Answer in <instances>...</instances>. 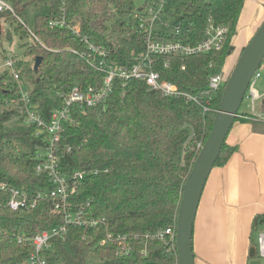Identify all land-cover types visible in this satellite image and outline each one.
<instances>
[{"label":"trees","instance_id":"obj_1","mask_svg":"<svg viewBox=\"0 0 264 264\" xmlns=\"http://www.w3.org/2000/svg\"><path fill=\"white\" fill-rule=\"evenodd\" d=\"M5 1L18 16L30 4L28 0ZM244 3L170 0L166 8V14L185 22L191 31L186 41L192 44L203 39L210 17L229 28L223 51L187 59L162 58L155 67L163 80L198 94L200 103L166 98L145 82L133 80L126 86L117 81L106 104L71 108L72 120L58 143L61 170L98 172L83 180L73 203L84 208L87 217L105 219L106 223L94 229L70 228L65 240L54 239L42 254L47 264H90L95 258H101L103 264H176L174 253L161 240L136 244L137 253L128 260L116 257L113 249L101 248L99 243L108 227L117 233L143 235L176 225L184 184L201 151L199 144L204 146L212 131L224 93V89L205 93L208 80L222 71L230 56ZM142 6L138 8L136 0H48L46 13L35 17V36L15 15L0 12V22L13 17L11 26L17 33L22 31L21 39L32 38L31 43H24V57L32 62L37 57L43 59L37 70L30 60L17 61L19 81L10 70L0 74V107H6L0 116V179L32 199L53 187L46 175L36 172L37 156L48 145V137L25 123L23 86L30 93L33 108L48 121L56 109L64 107L66 95L75 86L99 87L103 82L104 74L87 64L88 48L79 37L68 30L53 29L50 23L65 17L69 25L81 29L83 37L105 49L110 62L132 66L145 52L146 35L137 19ZM13 120L15 127L5 130V124ZM249 124L253 132L264 131V124ZM238 152V145L226 141L214 168L225 167ZM9 199V193L0 192V264H27L33 253L30 239L62 220L51 199L19 211L8 207ZM19 236H24V241L19 242ZM143 248L148 257L140 255Z\"/></svg>","mask_w":264,"mask_h":264},{"label":"built area","instance_id":"obj_2","mask_svg":"<svg viewBox=\"0 0 264 264\" xmlns=\"http://www.w3.org/2000/svg\"><path fill=\"white\" fill-rule=\"evenodd\" d=\"M169 2L170 0H142L143 6L137 13V19L140 30L146 35L145 52L138 56L137 61L132 66H123L113 61L110 62L109 53L105 49L94 45L88 38L83 37L81 29L69 25L65 17L50 23V27L53 29L68 30L79 37L80 41L87 46L89 52L87 58L85 54H82V57L86 58L90 67L104 74V78L99 87L75 86L66 95L64 107L56 109L48 121H45L33 108L30 93L22 88V97L26 109L25 123L36 126L37 134H47L48 137V145L44 150H40L37 156L36 172L38 175H46L53 187L51 190H44L38 193L32 199L25 191L13 187L8 182L0 179V192L10 194L8 207L13 211L31 210L36 207L39 201L51 199L53 200V210L59 213L62 220L60 224L30 239L33 253L26 262L27 264H47V261L42 257L43 252L51 247L54 239L65 240L70 228L94 229L106 223L105 219L87 217L84 208H76L73 203V199L78 193L83 180L88 175H97L98 172L84 170L63 173L61 170L58 143L62 139L66 124L72 120L71 108L73 106L91 108L106 104L114 91V84L117 81L126 86L133 80L145 82L152 91H156L166 98L184 99L188 102L200 103L198 94L187 93L177 84L163 80L161 73L155 67L162 58L177 57L187 59L223 51L228 41L229 28L225 25L217 24L214 18L210 17L204 29L203 39L195 44L187 42L186 39H189L191 31L186 29L185 22L166 14ZM0 12H9L15 15L19 22L26 27V24L20 16L16 15L15 9L9 2L0 0ZM166 18L174 20V23L169 26L172 27L170 32L164 29L167 26ZM29 32L35 36L32 30H29ZM73 52L78 54L77 51ZM5 65L13 77L19 81L20 75L17 71V61L6 60ZM168 67L169 63L165 62V68ZM263 68L264 65L262 63L252 77L245 95L244 102L246 101L248 106H250L251 113L239 112L238 114V117L251 119L261 124H264V112L256 111V101L264 99V95H260L256 86L261 78V70ZM185 69V66L182 67V70ZM229 77L224 71L211 75L205 93L210 94L221 89L225 90ZM204 110L208 111V108L204 107ZM199 148L202 149L203 146L199 144ZM43 151L45 152L43 153ZM68 152H71L70 148H68ZM261 222L259 221L258 225ZM18 240L19 242L24 241V236H19ZM154 240L165 242L168 251L174 253L176 264H179L177 223L174 227L163 232L143 235L117 233L108 227L104 238L99 243V247L111 248L115 251L116 257L128 260L132 259L137 253L136 244L142 241L147 243ZM256 248L257 256L264 258V232L260 233ZM140 255L148 257V250L143 248L140 251Z\"/></svg>","mask_w":264,"mask_h":264},{"label":"rangeland","instance_id":"obj_3","mask_svg":"<svg viewBox=\"0 0 264 264\" xmlns=\"http://www.w3.org/2000/svg\"><path fill=\"white\" fill-rule=\"evenodd\" d=\"M28 4L20 13V18L26 24L28 30H32L35 26V17L38 14L46 13L48 0H28ZM32 2V3H31ZM142 5L141 0H136V6L140 8ZM13 17L2 20L0 22V74H4L8 68L6 67L7 60L26 61L30 60L27 56L24 57L27 48L24 43H31L32 38L26 37L21 39L22 31L16 32V28H12L11 19ZM17 18V17H16ZM174 23L172 18H166L167 26L164 27L165 31L170 32L171 26ZM11 38V39H10ZM35 62H32V66ZM264 65V62H263ZM230 56L224 62L222 71L229 74L232 73L235 66L231 67ZM229 68V69H228ZM23 83V82H22ZM28 85L31 87L32 80H27ZM23 90L26 91L24 86ZM257 90L260 95H264V68L261 70V78L259 79ZM263 99L256 101V111L264 112ZM8 107V106H7ZM13 106H11L12 108ZM6 107H0V116ZM241 113H251V108L245 101L240 110ZM243 122V123H241ZM251 119L237 117L235 125L229 134V144L239 146V150L243 153H253L256 157L252 163V173L239 176H229V264H264L262 257H247L248 248L244 246V242L249 241L255 246H258V238L260 233L264 232V131L253 132L252 125L254 123ZM257 123V122H255ZM15 120L5 124V130H11L15 127ZM233 141V142H232ZM250 150V151H249ZM45 151H43L44 153ZM244 154V153H243ZM235 154L230 161L231 172H239L241 164H237ZM234 159V160H233ZM242 159H239L241 162ZM238 168V170H237ZM258 213L261 223L257 228L251 227L252 221L250 218V211ZM257 217V216H256ZM255 217V218H256ZM254 222V221H253ZM246 238V241H245ZM208 254V255H207ZM207 260L214 261L218 264L219 257H214L213 254L207 250ZM90 264H103L101 258H95L90 261Z\"/></svg>","mask_w":264,"mask_h":264},{"label":"water","instance_id":"obj_4","mask_svg":"<svg viewBox=\"0 0 264 264\" xmlns=\"http://www.w3.org/2000/svg\"><path fill=\"white\" fill-rule=\"evenodd\" d=\"M233 49L232 47L229 55H231ZM42 60V57H37L35 70L39 68ZM263 62L264 23L241 53L229 77L212 131L184 184L182 200L177 215V252L179 264H195L193 246L194 228L205 186L223 146L235 125L252 77ZM262 103L264 105V99ZM258 221L257 217L253 222L256 228ZM256 256V248L251 247L249 257L254 258Z\"/></svg>","mask_w":264,"mask_h":264},{"label":"crops","instance_id":"obj_5","mask_svg":"<svg viewBox=\"0 0 264 264\" xmlns=\"http://www.w3.org/2000/svg\"><path fill=\"white\" fill-rule=\"evenodd\" d=\"M263 23L264 0H245L237 23L236 33L231 42L234 49L230 55V68L236 65L241 53ZM227 144H229V136ZM232 145H235V143L233 142ZM243 153L239 150L235 158L238 159L237 164H241L239 172L229 173L232 162H228L223 168H214L209 176L194 228L195 264H216L214 261L207 260V250L213 254V259L219 257L218 264H229V176L241 177L252 173V163L258 156L255 157L251 152L246 153L243 151ZM239 159H242V161L239 162ZM249 214L250 219L253 221L258 216V213H255L254 210L253 212L250 211ZM253 221L252 225L250 224L251 227ZM250 245L249 241L244 242V246L248 248L247 257H249Z\"/></svg>","mask_w":264,"mask_h":264},{"label":"flooded vegetation","instance_id":"obj_6","mask_svg":"<svg viewBox=\"0 0 264 264\" xmlns=\"http://www.w3.org/2000/svg\"><path fill=\"white\" fill-rule=\"evenodd\" d=\"M257 217H258V220H259V221H261L260 217H259V216H257ZM257 217H256V218H257ZM259 221H258V222H259ZM255 228H256V227H255ZM252 247H255V248H256V246H255V245H254V246H252ZM256 251H257V248H256Z\"/></svg>","mask_w":264,"mask_h":264}]
</instances>
